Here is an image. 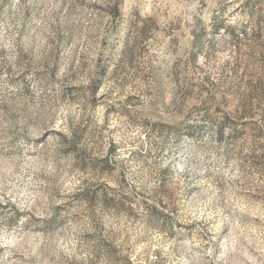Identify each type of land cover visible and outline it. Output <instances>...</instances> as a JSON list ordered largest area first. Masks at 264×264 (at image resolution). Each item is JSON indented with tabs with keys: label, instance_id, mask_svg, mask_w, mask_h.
<instances>
[{
	"label": "rangeland",
	"instance_id": "obj_1",
	"mask_svg": "<svg viewBox=\"0 0 264 264\" xmlns=\"http://www.w3.org/2000/svg\"><path fill=\"white\" fill-rule=\"evenodd\" d=\"M0 264H264V0H0Z\"/></svg>",
	"mask_w": 264,
	"mask_h": 264
}]
</instances>
